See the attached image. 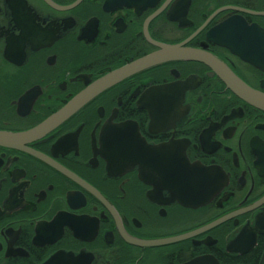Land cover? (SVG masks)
I'll return each mask as SVG.
<instances>
[{
  "label": "flooded vegetation",
  "instance_id": "af4514ba",
  "mask_svg": "<svg viewBox=\"0 0 264 264\" xmlns=\"http://www.w3.org/2000/svg\"><path fill=\"white\" fill-rule=\"evenodd\" d=\"M159 46L216 67L150 68L0 146V264H264V110L219 74L264 96V0H0V132Z\"/></svg>",
  "mask_w": 264,
  "mask_h": 264
},
{
  "label": "water",
  "instance_id": "95a60500",
  "mask_svg": "<svg viewBox=\"0 0 264 264\" xmlns=\"http://www.w3.org/2000/svg\"><path fill=\"white\" fill-rule=\"evenodd\" d=\"M160 50L148 57L130 63L129 65L116 70L101 80L93 84L81 96L77 97L71 105L57 116L53 117L42 128L35 129L22 134H12L7 132H0V146L4 147H18L25 142H29L38 135L41 131L47 129L51 125H55L64 120L74 111L79 109L84 104L88 103L99 93L110 89L111 87L119 84L123 80L139 74L145 70L153 67L160 66L172 61H194L202 62L210 66L216 67V60L207 53L199 50L181 48L180 46H159ZM221 78L225 81L227 86L241 99L256 106L257 108L264 110V96L253 92L247 86H245L240 80H238L227 69L220 67L219 72ZM42 129V130H41ZM118 141V140H116ZM116 141H112V144L116 145ZM117 146V145H116ZM170 240H159L152 242H139L137 245L142 246H157L168 243Z\"/></svg>",
  "mask_w": 264,
  "mask_h": 264
}]
</instances>
